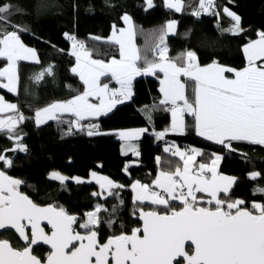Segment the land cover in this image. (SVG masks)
<instances>
[{"label": "snow or ice", "instance_id": "obj_1", "mask_svg": "<svg viewBox=\"0 0 264 264\" xmlns=\"http://www.w3.org/2000/svg\"><path fill=\"white\" fill-rule=\"evenodd\" d=\"M145 3V10L154 7V0H145ZM164 4L176 12H181L183 8L182 0H164ZM214 9V0H199L198 8L192 11V15L218 16L219 12ZM11 11L10 4H0V26L7 25L13 29L6 31L0 27V57L8 61V67L0 70V77L6 78L7 83H0V87L14 92L15 62L32 60L39 63V59L34 49L22 43L20 31L24 29L11 25L7 20ZM223 12L233 21L227 31L233 35L239 34L240 17L226 7ZM122 19L129 27L119 30L118 34L114 32L113 42L119 46L120 59L113 58L110 63L90 59L91 53L85 45L74 36L67 35L66 38L73 41L72 55L76 58L72 72L79 76L85 90L73 99L56 102L36 111L37 126L48 120L59 119L57 113H71L76 120L69 121L70 130L71 127L79 130L83 127L79 123L81 120L106 115L115 104L130 99L133 95L132 81L137 75L161 72L163 79L160 80V91L164 97L161 104L171 105L166 110L171 112L172 120L169 128L153 133L158 139H163L169 133L184 134L183 116L187 114L194 118L197 136L226 150L236 151L233 142L264 146V64L257 65V61H264V32L259 33L258 40L244 47L248 63L243 70H234L216 62L201 67L196 53L190 50L176 60L167 56L166 37L176 27V22L172 21L159 34H154L148 45L149 50L155 51L157 59H145V66L141 68L136 63L141 57L133 43L131 18L125 14ZM230 72L234 73V78L225 75ZM51 73L49 67L35 79L39 81ZM108 75L119 85L118 89H110L107 83H101V77ZM180 77L194 82V102H189L185 95L186 83ZM90 97L99 103H91ZM6 109L13 115H9L7 120L0 118V133H7V138L14 140L16 146L11 151H26V147L20 143L23 137L16 131L18 124L26 117L19 113L15 104L5 103L0 97V113ZM148 120L151 121L150 114ZM147 131L146 128L121 131L118 135L123 140H133ZM93 134H98V125L90 124L88 135ZM128 150L139 155L133 144L125 146V154ZM164 151L179 157L183 167L160 172L155 181L160 192L150 191L149 186L138 182L132 185V189L137 191V201L150 200L153 204L170 207V201L178 200L183 205L182 210H172L170 214L163 215L156 211L141 210L142 229H134L131 235L114 236L103 244L98 242L94 230L100 223L97 216L101 211L99 205L95 211L87 213L86 222L80 225L87 231L81 235L72 229L76 220L74 216L67 214L63 208L38 207L27 196L19 193L17 188L20 180L10 179L0 171V229H15L25 241L23 249L18 250L9 241L0 240V264H44L32 254V246L38 241L51 246L46 264H109L110 259L113 264H174L178 257L183 258L180 264H264V204H253V208L258 210L257 215L242 210V200L227 198L235 178L218 173L217 166L222 156L213 154L214 159L210 164L200 163L196 166V158L204 154L202 150L192 147L181 151L179 146L170 145ZM0 163L10 167L12 161L6 154H0ZM50 178L61 182L68 179L56 172ZM248 178L258 180L261 173L251 172ZM99 180H104L100 185L102 190L105 184L109 189L121 187L104 177ZM76 182L83 183L79 179ZM197 193H206L208 198L198 197ZM101 194L93 193L94 196ZM108 194L114 195L112 192ZM221 194H224L223 197ZM254 194L264 195V189L257 186ZM204 204H214L215 207H206ZM25 221L31 226L30 237L25 230ZM41 221L51 226V235L45 234L40 226ZM108 223L111 225L114 221L109 220ZM141 232L142 236L139 235ZM187 241L194 246V254L186 251ZM69 248L72 250L66 251Z\"/></svg>", "mask_w": 264, "mask_h": 264}, {"label": "trees", "instance_id": "obj_2", "mask_svg": "<svg viewBox=\"0 0 264 264\" xmlns=\"http://www.w3.org/2000/svg\"><path fill=\"white\" fill-rule=\"evenodd\" d=\"M214 3L218 16L196 17L192 11L198 7L199 0H182L181 12L167 11L164 0H154V7L147 10L145 0H0V4L12 6L7 16L11 25L24 29L20 31L22 43L34 49L39 56V63H18L15 95L0 89L3 99L16 104L19 113L26 117L16 129L23 137L20 143L26 151H11L16 146L14 140L8 139L7 133H0V154H6L12 161L10 167L0 163V171L20 180L18 190L36 205L54 206L58 210L63 208L82 223L85 214L93 211L96 204L100 205L101 211L97 213L100 223L96 229L102 238L108 233L117 236L139 228L136 212L140 209L160 214L181 209L183 205L176 202L170 207L137 203L130 189L136 181L149 186L159 170L180 167L181 160L164 151V141L151 133L144 134L138 141L139 155L134 158L130 154L122 155L117 139L119 131L147 127L157 132L170 127L169 111L160 102V73L134 80V96L130 101L99 119L83 121L79 130L75 127L70 130L69 121H74L71 116L61 115L59 119L38 127L34 116L40 109L56 102H66L84 92L80 79L71 71L75 58L68 51L67 35L82 42L95 60L118 58L117 45L103 40L110 36L112 29L123 27L125 14L131 18L135 30L141 57L136 62L138 67L145 66V59H157L155 51L149 50L148 45L153 35L164 30L168 19H171L176 22V27L166 37L169 58L176 60L190 50L196 53L201 67L216 62L241 70L247 63L243 46L256 40L257 33L264 32V0H214ZM225 7L240 17L239 34L223 33L222 29L233 24L223 12ZM0 27L6 31L13 30L7 25ZM3 62L0 60V66ZM49 67L52 73L37 81L35 77ZM226 76L230 78L231 73ZM183 82L186 83L185 95L189 102H194V82ZM149 114L151 121L148 120ZM9 115L13 113L0 114V118L7 119ZM88 123L98 125V134L88 135ZM184 124V134L169 135L168 138L181 147L188 145L202 150L204 154L199 156L200 162L210 163L213 154L222 156L219 173L235 178L227 198L242 200L240 208L251 212L252 203L264 204V195L254 194L257 186L264 189V146L233 142L236 151H229L197 136L192 116L185 115ZM157 157L160 158L159 163ZM52 171L70 178L89 177L90 173L96 172L121 187L100 191L96 184L59 183L49 179ZM251 172L261 173V178L250 180L248 174ZM98 190L102 197L93 196ZM109 192L114 195H109ZM203 206L215 207L214 204ZM109 220L114 223L110 225ZM0 237L14 248L20 245L12 232L0 234ZM187 251L191 253V248ZM32 254L41 260L45 250L33 248Z\"/></svg>", "mask_w": 264, "mask_h": 264}, {"label": "crops", "instance_id": "obj_3", "mask_svg": "<svg viewBox=\"0 0 264 264\" xmlns=\"http://www.w3.org/2000/svg\"><path fill=\"white\" fill-rule=\"evenodd\" d=\"M167 11H172V10H170V9H168L167 8ZM123 20V19H122ZM233 22V21H232ZM127 25V24H126ZM123 27H125V24H124V21H123ZM120 28V29H112L111 30V33H110V36L108 37L109 39L107 40V43L109 42V43H114L113 42V34H114V32L115 33H117L118 34V31L119 30H126L128 27H129V25H127V28L125 27V28ZM131 27H132V29H133V31H134V37H133V43H134V45H135V47H136V49H137V46H136V41H135V30H134V28H133V26L131 25ZM231 27V26H230ZM230 27H228V28H226V29H224L223 30V33L224 34H226V35H228V34H230V35H233V34H231L229 31H227V29H229ZM257 35H258V38L256 39V40H258L259 39V33H257ZM256 40H254V41H256ZM166 42H167V40H166ZM251 42H253V41H251ZM72 44V43H71ZM115 44V43H114ZM249 44V43H248ZM117 45V44H116ZM245 46H247V44L246 45H244L243 46V49H244V47ZM27 47V46H26ZM117 47H118V53H119V57L118 58H115V59H117V60H119L120 59V50H119V46L117 45ZM69 53L72 55V52H73V48H72V46H70L69 47ZM243 54H244V51H243ZM167 55H168V52H167ZM244 57H245V54H244ZM74 58H75V56H74ZM246 58V57H245ZM90 59H93L91 56H90ZM113 58H111V60H112ZM0 60H3L4 62H3V64H2V66H0V70H3V69H5L6 67H8V61H7V59L6 58H3V57H0ZM93 60H95V59H93ZM111 60H109V61H102V60H100V61H102V62H105V63H110L111 62ZM246 61H247V59H246ZM19 62H28V63H30V62H34V61H29V60H18V61H16L15 62V77H16V89H17V82H18V79H17V65H18V63ZM248 63V62H247ZM247 63H246V66H247ZM258 63H261V64H264V61H257V65H258ZM32 64V63H31ZM76 66V58H75V64H74V67ZM245 66V67H246ZM259 66V65H258ZM244 67V68H245ZM241 70H243V68L241 69ZM72 71V70H71ZM157 73H160L161 74V76L159 77V83H160V80L161 79H163V73H161V72H157ZM231 73V72H230ZM230 73H225V75L226 74H230ZM72 74L73 75H75V76H77L78 78H79V76L77 75V74H74L73 72H72ZM156 74V73H155ZM155 74L154 75H137L134 79H133V81L134 80H136V79H138V78H144V77H154L155 76ZM106 79V80H104V81H102L101 83L102 84H104V83H107L108 85H109V88L110 89H113V90H115V89H118L119 88V85L115 82V80H113L112 78H111V76L110 75H108V76H104V77H101V80L102 79ZM231 78H234V73H231V77H230V79ZM80 79V78H79ZM180 79H181V81L183 82V80H187L185 77H180ZM4 81H7V79L6 78H3V77H0V83H3ZM81 81V80H80ZM133 81H132V88H133ZM81 83H82V85H83V87H84V90H85V86H84V84H83V82L81 81ZM160 88H161V84L159 85V94H160V102H161V100L164 98L163 97V93L160 91ZM0 89L1 90H5V91H7L9 94H11V95H15V93L17 92V90H15L14 92H9L8 90H7V88H4V87H0ZM83 94V93H82ZM82 94H80V95H82ZM133 96L134 95H132V97L130 98V99H128V100H125L124 102H128V101H130L132 98H133ZM73 98H75V97H73ZM72 98V99H73ZM89 100H90V102L91 103H99V101L97 100V99H95V98H93V97H90L89 98ZM123 102V103H124ZM123 103H117V104H115L112 108H111V110L110 111H107V114H109V113H111L117 106H119V105H121V104H123ZM165 106V105H164ZM169 106H171V105H168V106H165V108L166 107H169ZM8 113H10V112H8ZM106 114V115H107ZM1 115H5V114H1ZM61 115H66V116H71L74 120H76V117L74 116V115H72L71 113H63V114H61V113H57V116L59 117V116H61ZM169 115H170V126H171V120H172V116H171V112L169 111ZM185 115H187V114H185ZM184 115V116H185ZM102 116H104V115H101V116H99L98 118H93V117H88V118H86V119H84V120H81L79 123L81 124L83 121H92V120H96V119H99V118H101ZM184 116H183V119H184ZM55 120V119H54ZM48 121H53V120H48ZM87 127H88V125H86ZM139 129H143V128H135L134 130H125V131H136V130H139ZM146 129H148V131L147 132H145V133H143L138 139H133V140H123V139H121L120 137H119V135H117L118 137H117V139H119V141H120V147H121V145H122V142H131V143H134L135 144V146L137 147V151L139 152V149H138V141L141 139V137L144 135V134H146V133H151V134H153L154 133V131H151V130H149V128H147L146 127ZM119 132H121V131H119ZM119 132H117V133H119ZM157 132H160V131H157ZM154 135V134H153ZM169 135H174V136H179L180 134H172V133H169L168 135H166L162 140H165V139H168V136ZM155 136V135H154ZM156 137V136H155ZM122 141V142H121ZM173 141V145H176V146H179L180 147V149H181V151H184V147H181L180 145H178V143L177 142H175L174 140H172ZM208 142H210V143H213V142H211V141H208ZM215 144V143H214ZM198 149V148H197ZM199 150V149H198ZM127 154H130V155H132L134 158H137L138 157V155H134L133 153H130V152H128ZM126 154V155H127ZM123 155V154H122ZM126 155H124V156H126ZM177 157V156H176ZM177 158H179V157H177ZM214 159V158H213ZM200 163H205V162H200L199 161V157H197L196 158V166H198ZM211 163V162H210ZM210 163H206V164H210ZM220 163V162H219ZM132 165H136L135 163H132ZM129 166H131V165H129ZM218 166H219V164H218ZM217 166V169H218V173H219V167ZM128 167V166H127ZM126 167V168H127ZM180 167L182 168L183 167V162L181 161V164H180ZM175 170V169H174ZM162 170H159V172L157 173V175L155 176V178L152 180V182L149 184V189H150V191H156V192H160V189L159 188H157L156 186H155V181H156V178L159 176V174H160V172H161ZM220 174V173H219ZM220 175H222V174H220ZM223 176H227V175H223ZM227 177H229V176H227ZM233 178V177H232ZM135 183H137V181L136 182H133L132 184H131V186H130V189H131V192L133 193V197H134V200L137 202V203H142V204H152V205H154V206H162V205H157V204H153V203H151V201L150 200H145V201H143V202H140V201H137L136 200V196H137V191H134L133 189H132V185L133 184H135ZM138 183L140 184V185H143L140 181H138ZM96 184V183H95ZM94 184V185H95ZM97 185V184H96ZM233 186V185H232ZM232 186H231V189H232ZM99 189L101 190V188L99 187ZM230 189V190H231ZM103 190H105V189H103ZM221 195H224V194H221ZM197 196L198 197H203L205 200L208 198L207 197V194L206 193H197ZM174 202H176V203H180L178 200H176V201H170V204L171 203H174ZM163 207H165V206H163Z\"/></svg>", "mask_w": 264, "mask_h": 264}, {"label": "water", "instance_id": "obj_4", "mask_svg": "<svg viewBox=\"0 0 264 264\" xmlns=\"http://www.w3.org/2000/svg\"><path fill=\"white\" fill-rule=\"evenodd\" d=\"M8 178H10V179H12L10 176H7ZM17 190H18V188H17ZM19 191V190H18ZM19 193L20 194H22L20 191H19ZM23 195V194H22ZM25 196V195H24ZM38 206V205H37ZM38 207H40V206H38ZM42 207H53V208H55V209H57L56 207H54V206H42ZM182 208H183V206H182ZM182 208L181 209H178V210H176V211H179V210H182ZM58 210V209H57ZM141 210L142 209H140L139 211H137L136 212V220L139 222V224H140V228L142 229L143 228V220L142 219H140V212H141ZM173 210H175V209H173ZM242 210H248V211H250L249 209H242ZM144 211V210H143ZM150 211H153V210H150ZM172 211V210H171ZM170 211V212H171ZM144 212H149V211H144ZM160 214V213H159ZM162 215L163 214H165V213H161ZM170 214V213H169ZM75 218H76V220H75V222L73 223V225H72V229H73V231L74 232H78L77 231V229L76 228H74L73 226L75 225V223H77L78 222V220H77V217L76 216H74ZM25 225H26V233L28 234V231H30V233H29V237L31 236V226L30 225H27V222L25 221V222H23ZM40 226L44 229L45 227L47 228V229H49V231H50V233L49 234H47L46 233V230L44 229V232H45V234H47V235H51V232H52V229H51V226L50 225H48L47 224V222L46 221H41V224H40ZM3 232H12L14 235H15V237L17 238V240L18 241H20V243H21V245H23V246H25V241L23 240V239H21L20 238V236H19V234L15 231V229H12V228H6V229H0V233H3ZM79 233V232H78ZM81 234V233H80ZM141 234V236H142V232L141 233H139V235ZM81 235H84V234H81ZM129 235H131V234H129ZM99 234L97 233V240H98V242H99ZM85 243H86V241H84ZM78 244H79V242H77V245L76 246H78ZM34 247H42V248H45V249H47V250H49L50 252L52 251V249H51V246L50 245H47V244H44L42 241H38V243L36 244V245H33L32 246V249L34 248ZM187 248H191V254H194V252H193V249H194V246L193 245H191V242L190 241H187L186 243H185V249H186V251H187ZM72 249L71 248H69V249H67L66 251H71ZM34 255V254H33ZM93 260H94V258H93ZM183 260V258L182 257H178L177 258V260L176 261H174V264H180V262ZM46 261H47V258L45 259V261H44V264H46Z\"/></svg>", "mask_w": 264, "mask_h": 264}, {"label": "rangeland", "instance_id": "obj_5", "mask_svg": "<svg viewBox=\"0 0 264 264\" xmlns=\"http://www.w3.org/2000/svg\"><path fill=\"white\" fill-rule=\"evenodd\" d=\"M198 8V7H197ZM196 8V9H197ZM173 20H171V19H168V23L169 22H172ZM124 24H125V22H124ZM131 25L133 26V22H132V20H131ZM125 27L127 28V25L125 24ZM125 27H123V28H125ZM173 32H174V30H173ZM172 34V33H171ZM171 34H169V35H171ZM168 35V36H169ZM109 38H107V39H104L103 40V42H107V40H108ZM109 43V42H108ZM70 46H72V44H70ZM38 57V59H39V56H37ZM111 60V59H110ZM29 61H32V60H29ZM109 61V60H108ZM30 63H32V64H35L36 62H30ZM7 83V81H4L3 82V84H6ZM82 94V93H81ZM0 97H2L1 96V94H0ZM3 98V97H2ZM3 101L5 102V103H11V104H14V103H12V102H10V101H6L5 99H3ZM16 105V104H15ZM50 106V105H49ZM40 110H42V109H40ZM9 111L6 109L5 110V112L4 113H0V114H5V113H8ZM5 120H7V119H5ZM34 121H35V116H34ZM46 123H49V121H47ZM46 123H43V124H46ZM36 124V123H35ZM43 124H41V125H43ZM41 125H39V126H41ZM87 125H90V123H88ZM37 126V125H36ZM38 127V126H37ZM122 142V141H121ZM127 144H133V145H135L134 143H129V142H122V145H121V147H120V150H121V153L123 154V155H126L125 154V146L127 145ZM128 152H130V153H132V151L131 150H128L127 151V153ZM214 156V155H213ZM214 158V157H213ZM53 172H56V171H52L49 175V179H51L50 177H51V174L53 173ZM56 173H58V172H56ZM96 175L95 176H93V173H90V175H89V177H83V178H80V177H76V176H74L73 178H70V177H67L66 175H64V174H60V175H63V176H65V177H67L68 179L66 180V181H64V182H71V183H77L76 182V180L77 179H79V180H81V181H83V183H79V184H97V186L98 187H100V185L102 184V183H104V180H99V182H98V178H100V177H104V178H107L108 180H110L107 176H103V175H100V174H98V173H96V172H94ZM57 182H59V183H64V182H61V181H59V180H56ZM105 190L107 189V191L109 190V188H108V186L105 184V188H104ZM100 190V189H99ZM97 191V192H100V191H103L102 189L100 190V191ZM94 196V195H93ZM103 196V194H101L100 196H94V197H102ZM259 203V202H258ZM253 204L254 203H252L251 204V209H252V212H253V214H259L258 213V210H256V209H254L253 208ZM98 204H96V206H97ZM100 206V205H99ZM95 209H96V207H95ZM95 209L93 210V211H95ZM88 213V212H87ZM87 213L85 214V220H84V222H86V219H87ZM79 223H78V225L80 226L81 224H82V222H80V221H78ZM83 222V223H84ZM96 228V227H95ZM84 229V228H83Z\"/></svg>", "mask_w": 264, "mask_h": 264}, {"label": "flooded vegetation", "instance_id": "obj_6", "mask_svg": "<svg viewBox=\"0 0 264 264\" xmlns=\"http://www.w3.org/2000/svg\"><path fill=\"white\" fill-rule=\"evenodd\" d=\"M78 223L79 222H77V223H75V225L73 226L74 228H76L77 229V231L79 232V233H81V234H86V229H83L82 227H80L79 225H78ZM140 228V227H139ZM45 230H46V233L47 234H49L50 233V231H49V229H47L46 227L44 228ZM94 230L97 232V229L96 228H94ZM133 231V230H132ZM4 233H10V232H3V233H0V234H4ZM29 233H30V231H28V235H29ZM98 233V232H97ZM132 232H130L129 234H131ZM99 234V233H98ZM129 234H125V235H129ZM118 235H121V234H118ZM117 235V236H118ZM141 235V234H140ZM114 236H116L114 233H108V235H105L104 236V238H102V237H100V234H99V243L100 244H103V243H106L107 241H108V239L109 238H112V237H114ZM17 239V238H16ZM0 240H4V239H2L1 237H0ZM19 243H20V241H19ZM23 245H21V243H20V245H19V247L18 248H14V249H18V250H22L23 249ZM34 248H41V249H44L45 250V254H44V257H43V259H41V261L42 262H44L45 261V259L47 258V256H48V254L50 253V251L49 250H47V249H45V248H42V247H34ZM33 250V249H32ZM109 264H113V262L111 261V259L109 260Z\"/></svg>", "mask_w": 264, "mask_h": 264}, {"label": "built area", "instance_id": "obj_7", "mask_svg": "<svg viewBox=\"0 0 264 264\" xmlns=\"http://www.w3.org/2000/svg\"><path fill=\"white\" fill-rule=\"evenodd\" d=\"M68 42H69L70 44L73 43V41H71V40H69V39H68ZM170 107H171V106H169V107H167V108H170ZM163 141H164V148L169 147L170 145H173V141H172L170 138L165 139V140H163ZM183 147H184V151H185V150H187V149L192 148L193 146L184 145ZM167 154L169 155L170 153L167 152Z\"/></svg>", "mask_w": 264, "mask_h": 264}]
</instances>
